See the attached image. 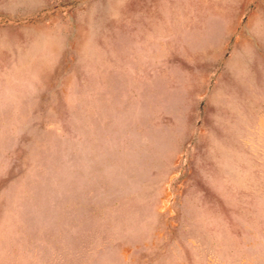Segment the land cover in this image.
Instances as JSON below:
<instances>
[{"label": "rangeland", "instance_id": "obj_1", "mask_svg": "<svg viewBox=\"0 0 264 264\" xmlns=\"http://www.w3.org/2000/svg\"><path fill=\"white\" fill-rule=\"evenodd\" d=\"M0 264H264V0H0Z\"/></svg>", "mask_w": 264, "mask_h": 264}]
</instances>
